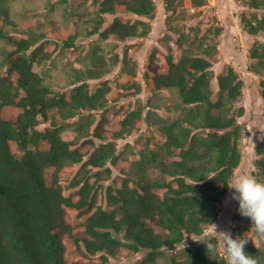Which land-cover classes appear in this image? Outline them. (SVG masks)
Returning a JSON list of instances; mask_svg holds the SVG:
<instances>
[{"label":"trees","instance_id":"16d2710c","mask_svg":"<svg viewBox=\"0 0 264 264\" xmlns=\"http://www.w3.org/2000/svg\"><path fill=\"white\" fill-rule=\"evenodd\" d=\"M184 1L165 0V9L174 13ZM191 1L194 6L206 3ZM245 1L252 9H264V0ZM92 4L93 10L89 0H71L67 6L83 21L82 26L92 24L89 35H98L90 52L78 57L82 68H65V74L81 82L69 97L55 87L54 75L34 69L35 63L43 65L52 56L43 42L38 44L41 34L28 31V36L18 38L11 33L13 20L0 27V68L7 65L8 69L7 75H0V264H70L67 237L81 251L84 243L85 255L116 254L122 246L134 252L146 249L147 255L134 264H226V254L216 240L211 241L215 253L208 252L204 242H192L178 254L166 250L183 244L189 235H203L221 213L230 190L226 182L243 158L240 142L245 127L238 119L245 107L236 103L245 81L233 66L215 74L212 59L218 46L205 36L192 39L178 60L170 55L167 71L155 69L152 77L155 91L167 93L161 95L162 104L152 106L145 116L142 109L128 112L117 133L119 137L130 134L143 118L164 139L145 145L133 165L115 177L116 183L106 186L109 207L103 206L98 202L99 186L86 174L97 169L94 175L99 181L112 176L108 163H117V146L112 141L97 144L95 137L105 139L115 109L107 103L109 87L105 84L91 91L87 78L109 70L103 45L109 37L125 40L148 35L150 21L140 17L153 19L157 5L155 0H93ZM120 6L139 18L123 20L116 14ZM105 14L114 17L107 20ZM3 15L9 11L0 0ZM242 23L252 35L264 32V12L244 13ZM76 37L71 34L65 46H75ZM195 47L202 54L195 53ZM250 56V71L263 77L264 96V42L256 41ZM6 106L22 110L5 114ZM159 107L164 110L161 114L155 110ZM95 110L101 114L97 123ZM53 111L61 121L52 116ZM47 121L51 123L42 127ZM13 141L20 153L13 150ZM43 141L47 147H42ZM256 151L260 155L257 179L264 181V137ZM79 162L80 171L72 182L78 186L75 200L74 194L65 193L61 171ZM70 207L86 215L81 232H73L67 218ZM244 250L264 264V243L247 241ZM100 257L107 264V254Z\"/></svg>","mask_w":264,"mask_h":264},{"label":"rangeland","instance_id":"374dc122","mask_svg":"<svg viewBox=\"0 0 264 264\" xmlns=\"http://www.w3.org/2000/svg\"><path fill=\"white\" fill-rule=\"evenodd\" d=\"M1 1L8 6L9 15L0 16V27L13 20L14 29L11 33L14 36L18 38L28 36V31L41 34L38 44L43 42L45 49L50 51L52 56L43 65L35 63L34 69H43L47 74L54 75L55 87L69 97L73 87L81 82L75 81L73 75L65 74V68L69 70L71 67L82 68L83 65L78 57H85L93 48L94 42L98 40V35H89L87 32L92 29V24L87 23L82 26L83 21L67 11L71 0L69 3H62L61 0ZM92 2L93 0H89L91 10L95 8ZM155 2L157 8L154 18L140 17L150 21L151 28L148 35L130 37L125 40L114 36L109 37L103 43L106 60L110 65L109 70L98 77L87 78L91 91L105 84L109 87L107 103L115 109L107 126L105 139L95 137L97 144L112 141L117 146V163H108L113 169L112 176L107 174L99 181L94 175L97 169L86 174L91 183L99 186L98 202L107 208L109 206L106 199V186L116 183L115 177L122 175L124 168L128 169L133 165L145 145L153 146L156 140L164 139L160 138L157 130H152L143 118L136 121L130 134L125 133L119 137L117 133L121 129V120L132 110L142 109L145 116L152 106L162 104L161 95L165 96L167 93L166 91H155L152 78L155 69L167 71L169 56L172 55L175 60H178L184 48L190 46L192 39L202 36H205L210 43H217L218 51L212 59L215 74L218 75L226 71L229 66H233L245 81L243 95L236 103L237 106L245 107L244 115L238 119L245 128L240 142L243 158L235 174L244 171L257 178L256 160L260 155L256 151V145L264 137V96L260 83L263 77L250 71L249 66L253 62L250 49L256 41L264 42V32L257 35L250 34L243 26L242 15L244 13L250 15L252 12L262 13L264 9H252L245 0H206V3L201 6H194L191 0H185L174 13H171L165 9V0H155ZM116 14L123 20L134 21L139 18L138 15L126 10L124 6H120ZM105 16L107 20L114 17L111 14H105ZM71 34H77L76 44L72 47L65 46L64 40L68 39ZM186 37L189 38L188 41H185ZM195 51V53L202 54L198 48ZM2 56L0 54V57ZM7 74L8 69L5 65L0 68V75ZM72 80L76 83H71ZM213 85L217 90L216 78H214ZM21 110L16 106H6L4 112L5 114H18ZM155 110L158 114L164 111L160 107ZM99 112L100 110L93 112L96 123L101 118ZM52 116L56 120H62L56 111L52 112ZM50 123L51 121L43 122L41 126L45 127ZM64 136L69 138V133L65 132ZM47 146L48 144L43 141L42 147ZM12 148L17 153L21 152L15 141L12 142ZM81 165L82 162L69 164L61 171L65 193L74 194L75 200L79 198L76 193L78 186L73 187L72 182L79 173ZM232 191L234 190H229L224 198L221 213L214 223L217 231H227L233 238L250 237L247 241L253 239L256 244L264 243L258 239L252 222L244 216H239L238 201L231 198ZM67 218L73 226L74 233L85 229L86 215H80L76 209L70 207L67 208ZM212 228L213 224L209 225L201 236L209 233ZM191 237L199 238L189 235L183 244L169 248L166 252L170 255L178 254L177 251L196 242ZM81 244L82 251L77 248L72 237H67V258L70 264L77 260L102 264L100 256L103 253L109 258L107 264H134L148 253L146 249L134 252L122 246L116 254L102 251L95 255L87 253L85 255L83 254L86 252L85 245ZM220 249L223 251L221 245Z\"/></svg>","mask_w":264,"mask_h":264},{"label":"clouds","instance_id":"9594fccd","mask_svg":"<svg viewBox=\"0 0 264 264\" xmlns=\"http://www.w3.org/2000/svg\"><path fill=\"white\" fill-rule=\"evenodd\" d=\"M226 183L230 190H234L231 198L238 201L240 214L251 219L258 239L264 241V181L241 171L234 174ZM249 238H233L227 231H217V226L213 224L209 233L192 239L196 242H204L210 253L216 252V245L211 241H218L226 254V264H258L257 259L248 255L244 250ZM252 241L254 242L253 239Z\"/></svg>","mask_w":264,"mask_h":264}]
</instances>
